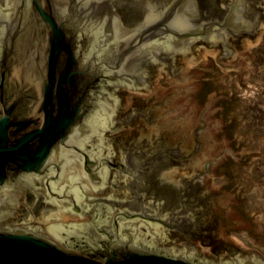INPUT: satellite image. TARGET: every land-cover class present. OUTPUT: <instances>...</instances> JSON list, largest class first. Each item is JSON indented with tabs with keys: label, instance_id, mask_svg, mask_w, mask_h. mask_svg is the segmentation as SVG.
Masks as SVG:
<instances>
[{
	"label": "water",
	"instance_id": "obj_1",
	"mask_svg": "<svg viewBox=\"0 0 264 264\" xmlns=\"http://www.w3.org/2000/svg\"><path fill=\"white\" fill-rule=\"evenodd\" d=\"M4 3L0 6V264H264L259 254L219 232L247 220L232 210L241 191L212 185V171L229 159L228 146L215 139L225 120L212 104L200 111L195 107L196 88L168 90L150 101L166 114L170 131L185 135L196 150L190 169H172L163 179L178 185V178L188 176L203 187L211 198L206 208L214 222L209 238L193 236L191 244L174 245L166 237L171 229L164 224V215L149 219L122 214L117 207L108 209L103 223L97 215L95 236L52 233L61 244L5 222L23 190L28 193L37 183L50 192L68 186L78 201L82 193L77 194V183L92 190L105 184L109 166L94 160L89 140L95 135L101 141L112 130L114 116L123 115L117 87L152 90L157 72L149 88L147 67L164 65L166 56L186 54L200 41L204 47L220 49L217 62L227 65L240 47L261 35L264 20L256 17L253 29L243 0L230 5L222 19L208 15L201 27L194 23L201 19L196 0H173L157 12L149 9L133 26L122 17L131 13V0ZM230 33L248 35L232 43L226 40ZM196 58H180L176 76L158 72L181 76ZM136 101L143 102L135 97L131 106ZM58 218L80 219L81 213ZM218 248L224 254L219 255Z\"/></svg>",
	"mask_w": 264,
	"mask_h": 264
},
{
	"label": "flooded vegetation",
	"instance_id": "obj_2",
	"mask_svg": "<svg viewBox=\"0 0 264 264\" xmlns=\"http://www.w3.org/2000/svg\"><path fill=\"white\" fill-rule=\"evenodd\" d=\"M4 1L0 0V6L5 5ZM172 1L131 0V13H122V17L125 23L137 25L140 23L136 22H141L149 9L157 12L160 7ZM196 1L201 19L194 23L201 27L207 23L208 15L222 19L228 13L229 6L237 0ZM243 1L247 6L248 20L255 25L254 29L258 25L256 17L260 21L264 20V3L262 0ZM246 35L248 34L230 33L226 40L234 43ZM197 44L186 54L179 53L175 58L166 56L167 62L164 65H149L146 73L149 88L158 71L165 70L171 76H176L181 68L178 60L194 58L204 48L201 41ZM119 90L121 96L129 91L117 87L115 92L118 93ZM121 103L122 100L119 99V107ZM159 108L158 104L150 100L142 103L136 101L125 114L114 116L112 130L105 132L101 141L95 135L91 137L89 148L94 160L109 166L103 186L92 190L86 185L83 186L82 182L77 183V194L82 193L80 201L66 189L68 186H65V190L63 188L50 192L46 185L37 183L28 193L18 190L24 196L17 198L6 224L40 233L61 244L53 234L62 237L95 236L97 215L103 223L109 214L108 209L117 207L122 214L141 215L149 219H154L153 216L157 214L159 220V214L164 215L167 220L164 224L171 229L167 231L166 237L174 245L191 244L193 236H199L202 240L209 238L214 222L210 220L206 208V202L211 198L205 194L203 187L193 183L191 179L188 180V176L178 178V185L163 179L164 174L172 169H190V157L196 150L186 141L185 135L170 131V122ZM72 211L81 213V218L59 220L58 216L70 215ZM216 250L219 255L224 254L221 248Z\"/></svg>",
	"mask_w": 264,
	"mask_h": 264
},
{
	"label": "rangeland",
	"instance_id": "obj_3",
	"mask_svg": "<svg viewBox=\"0 0 264 264\" xmlns=\"http://www.w3.org/2000/svg\"><path fill=\"white\" fill-rule=\"evenodd\" d=\"M220 49L202 48L181 76L157 72L152 90L120 96V114L135 97L143 101L168 90L196 88L192 97L199 111L212 104L224 121L218 142L228 146L229 159L212 171V185L241 191L232 210L247 223L219 232L264 259V30L227 65L217 62Z\"/></svg>",
	"mask_w": 264,
	"mask_h": 264
}]
</instances>
